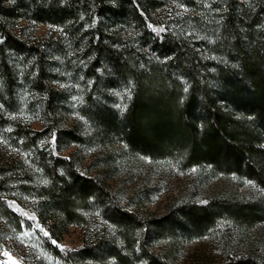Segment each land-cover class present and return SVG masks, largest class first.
Listing matches in <instances>:
<instances>
[{
    "label": "trees",
    "instance_id": "obj_1",
    "mask_svg": "<svg viewBox=\"0 0 264 264\" xmlns=\"http://www.w3.org/2000/svg\"><path fill=\"white\" fill-rule=\"evenodd\" d=\"M21 23L58 36L22 35ZM64 74L91 84L81 112L87 137L63 125ZM98 87L129 91L121 114ZM23 105L42 129L19 117ZM0 140L31 161L0 157L1 214L32 224L66 264H174L156 250L161 241L211 235L221 222L247 240L264 225V0H0ZM90 140L206 167L250 183L259 199L219 194L162 218L129 208L110 190L108 169L93 175L76 151L61 154ZM73 225L85 232L82 247L54 245ZM235 245L218 264H264L263 243Z\"/></svg>",
    "mask_w": 264,
    "mask_h": 264
},
{
    "label": "rangeland",
    "instance_id": "obj_2",
    "mask_svg": "<svg viewBox=\"0 0 264 264\" xmlns=\"http://www.w3.org/2000/svg\"><path fill=\"white\" fill-rule=\"evenodd\" d=\"M19 31L22 35L36 39L58 36V31L47 25L33 26L21 23ZM66 75L69 108L63 116V125L67 128L78 125L87 137L91 122L84 118L81 112L85 106L84 95L91 84L83 87L82 74L77 78L79 82L71 81ZM63 85L67 88V85ZM104 89L98 87L96 92L100 93L101 99L103 97L107 99V104L114 111L121 114L126 108L129 91L126 89L110 92ZM101 92H105L106 95ZM18 111L19 117L29 122L33 129H42L43 124L26 111V105L21 106ZM90 141L92 142H88L85 146L74 144L61 154L70 155L76 151L85 167H91L90 171L93 175L100 173L103 168L108 169L111 172L110 190L118 196L121 203L155 217L162 218L185 202H203L219 194L233 193L238 198L259 199L260 192L250 183H241L223 175L214 176L206 167L183 169L173 160L153 161L151 158L133 153L121 141L110 144ZM0 157L16 158L31 167L29 154L22 148L13 147L5 140H0ZM15 202L19 206L25 205L26 209L32 206L31 200L21 199ZM94 217H97V214L91 215L90 219L93 222ZM19 222L18 226V222L5 217L0 212V264H66L64 260L54 256L51 248L32 224L23 219ZM95 223H93L95 227L102 228L103 222L100 219ZM246 236L247 240L241 241L237 233L230 230L228 224L221 222L218 224V230L211 235L193 239L181 238L175 243L164 240L156 246V250L169 253L174 264H218L222 261L225 245L232 247L241 244L240 246L247 252L258 242L264 244V225ZM85 237L83 228L73 225L59 241H55L54 245L62 250L75 251L82 247Z\"/></svg>",
    "mask_w": 264,
    "mask_h": 264
},
{
    "label": "snow or ice",
    "instance_id": "obj_3",
    "mask_svg": "<svg viewBox=\"0 0 264 264\" xmlns=\"http://www.w3.org/2000/svg\"><path fill=\"white\" fill-rule=\"evenodd\" d=\"M159 31H163V29H160ZM45 183H47V181H45ZM45 235H47V233H45ZM53 243H55V241H53Z\"/></svg>",
    "mask_w": 264,
    "mask_h": 264
}]
</instances>
